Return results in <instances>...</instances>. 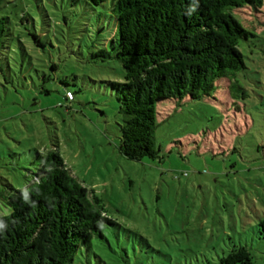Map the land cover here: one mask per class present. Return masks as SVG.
I'll return each mask as SVG.
<instances>
[{
    "label": "rangeland",
    "instance_id": "374dc122",
    "mask_svg": "<svg viewBox=\"0 0 264 264\" xmlns=\"http://www.w3.org/2000/svg\"><path fill=\"white\" fill-rule=\"evenodd\" d=\"M110 7L0 0V215L7 183L26 187L36 151L57 148L114 221L72 264H222L235 245L264 264V3L235 12L254 33L237 85L159 105L158 152L141 159L120 149L123 66L95 55L117 38Z\"/></svg>",
    "mask_w": 264,
    "mask_h": 264
},
{
    "label": "trees",
    "instance_id": "16d2710c",
    "mask_svg": "<svg viewBox=\"0 0 264 264\" xmlns=\"http://www.w3.org/2000/svg\"><path fill=\"white\" fill-rule=\"evenodd\" d=\"M84 1L95 8L108 0ZM263 3L111 0L117 38L109 41L111 51L99 48L95 55L116 58L124 69L123 79L111 84L122 119L120 149L126 156L157 155L154 134L162 103L179 105L211 97L219 82L237 85V72L246 68L240 41L254 33L235 12L246 8L258 12ZM33 36L41 44L38 34ZM0 70L5 74L2 65ZM66 98L72 100L74 93L67 90ZM33 161L35 179L24 188L7 183L8 191L2 195L9 213L0 215V264H72L93 236L105 237V223L114 221L94 191L73 175L57 148L36 151ZM221 263L252 264V254L235 245Z\"/></svg>",
    "mask_w": 264,
    "mask_h": 264
},
{
    "label": "built area",
    "instance_id": "2783aa9c",
    "mask_svg": "<svg viewBox=\"0 0 264 264\" xmlns=\"http://www.w3.org/2000/svg\"><path fill=\"white\" fill-rule=\"evenodd\" d=\"M68 94H69V97H70V98H72V97H73V95H72L70 92H69Z\"/></svg>",
    "mask_w": 264,
    "mask_h": 264
}]
</instances>
